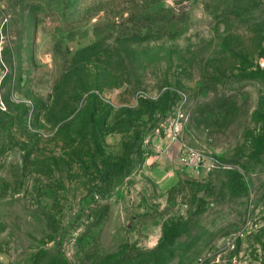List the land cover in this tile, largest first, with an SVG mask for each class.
<instances>
[{"label":"rangeland","instance_id":"1","mask_svg":"<svg viewBox=\"0 0 264 264\" xmlns=\"http://www.w3.org/2000/svg\"><path fill=\"white\" fill-rule=\"evenodd\" d=\"M0 264H264V0H0Z\"/></svg>","mask_w":264,"mask_h":264},{"label":"trees","instance_id":"2","mask_svg":"<svg viewBox=\"0 0 264 264\" xmlns=\"http://www.w3.org/2000/svg\"><path fill=\"white\" fill-rule=\"evenodd\" d=\"M56 4H57V1L55 2V5ZM60 5H61V9L59 10L58 14L60 15L61 20L67 27L82 23L83 21L86 20L88 15L94 14V11H90L89 8L84 9V10H79V5L76 9L69 8L67 6V3L65 2Z\"/></svg>","mask_w":264,"mask_h":264}]
</instances>
